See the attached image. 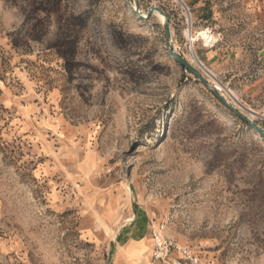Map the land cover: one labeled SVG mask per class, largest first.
Returning a JSON list of instances; mask_svg holds the SVG:
<instances>
[{"label": "rangeland", "instance_id": "1", "mask_svg": "<svg viewBox=\"0 0 264 264\" xmlns=\"http://www.w3.org/2000/svg\"><path fill=\"white\" fill-rule=\"evenodd\" d=\"M263 115L264 0H0V264H264Z\"/></svg>", "mask_w": 264, "mask_h": 264}, {"label": "built area", "instance_id": "2", "mask_svg": "<svg viewBox=\"0 0 264 264\" xmlns=\"http://www.w3.org/2000/svg\"><path fill=\"white\" fill-rule=\"evenodd\" d=\"M152 238L151 258L153 261L161 264H201L191 248L181 246L174 239L164 235L162 225L153 231Z\"/></svg>", "mask_w": 264, "mask_h": 264}, {"label": "water", "instance_id": "3", "mask_svg": "<svg viewBox=\"0 0 264 264\" xmlns=\"http://www.w3.org/2000/svg\"><path fill=\"white\" fill-rule=\"evenodd\" d=\"M154 10L161 12V10L159 8L156 7H150L146 14H141L138 7H135V11L137 16L141 19V20H146L148 19L154 12ZM164 31H165V35H166V39L167 41H169V28H168V23L166 21H164ZM169 53L170 55L176 60V62H178L179 64L183 65L187 70H189L190 72H192L195 76H197L199 79L202 80V82L208 86V88L211 90V92L219 99L221 100V102H223V104H225L228 108H230L233 112L238 113V115L242 118H244V116L239 113L228 101H226L216 90H214L213 88H211L206 81L200 76V74L186 61L184 60L182 57H180L179 55H177L174 51V49L169 45ZM245 119V118H244ZM258 132H261L262 134H264V130L258 127H255L254 125H252Z\"/></svg>", "mask_w": 264, "mask_h": 264}]
</instances>
